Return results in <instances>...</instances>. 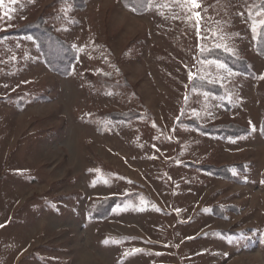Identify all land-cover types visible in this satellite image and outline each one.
Returning <instances> with one entry per match:
<instances>
[{"label":"rangeland","instance_id":"obj_1","mask_svg":"<svg viewBox=\"0 0 264 264\" xmlns=\"http://www.w3.org/2000/svg\"><path fill=\"white\" fill-rule=\"evenodd\" d=\"M197 2L0 6V264H264V0Z\"/></svg>","mask_w":264,"mask_h":264},{"label":"trees","instance_id":"obj_2","mask_svg":"<svg viewBox=\"0 0 264 264\" xmlns=\"http://www.w3.org/2000/svg\"><path fill=\"white\" fill-rule=\"evenodd\" d=\"M146 2L147 0H126L127 5L129 7H133L135 10H140L139 4L145 5ZM29 29L31 30L32 34L40 37L41 49L46 63H48L53 68V70H57L62 74L67 73L74 59V54L70 47H68L64 42L56 38L54 39V37H52V35L42 27L33 26ZM50 40H54V42H50ZM257 45L260 48V52L264 53V24L261 27L259 36L257 38ZM261 133L264 136V120L262 122ZM205 168L209 169V166H205ZM105 202H109L107 207H104L106 205ZM118 203V198H111L108 201H101L98 208H101L100 212H108L107 209H111L112 206Z\"/></svg>","mask_w":264,"mask_h":264},{"label":"snow or ice","instance_id":"obj_3","mask_svg":"<svg viewBox=\"0 0 264 264\" xmlns=\"http://www.w3.org/2000/svg\"><path fill=\"white\" fill-rule=\"evenodd\" d=\"M12 2H15V0H12ZM186 3H191L193 7H198L199 4L197 2V0H185ZM5 3V0H0V6H3ZM264 23V22H262ZM217 67H221L223 68L224 66L223 65H220V64H217ZM189 79L192 80L193 77H192V74H189ZM138 251V250H137Z\"/></svg>","mask_w":264,"mask_h":264},{"label":"crops","instance_id":"obj_4","mask_svg":"<svg viewBox=\"0 0 264 264\" xmlns=\"http://www.w3.org/2000/svg\"><path fill=\"white\" fill-rule=\"evenodd\" d=\"M20 197H21V196H19V198H20ZM0 223H1V224H2V223H9V222H8V217H7V219H6V220H4V221H1Z\"/></svg>","mask_w":264,"mask_h":264}]
</instances>
